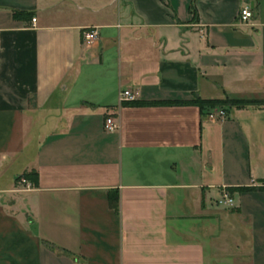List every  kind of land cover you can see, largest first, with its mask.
<instances>
[{
  "label": "crops",
  "instance_id": "obj_1",
  "mask_svg": "<svg viewBox=\"0 0 264 264\" xmlns=\"http://www.w3.org/2000/svg\"><path fill=\"white\" fill-rule=\"evenodd\" d=\"M127 89L264 100V0H0V264H264V104Z\"/></svg>",
  "mask_w": 264,
  "mask_h": 264
},
{
  "label": "trees",
  "instance_id": "obj_2",
  "mask_svg": "<svg viewBox=\"0 0 264 264\" xmlns=\"http://www.w3.org/2000/svg\"><path fill=\"white\" fill-rule=\"evenodd\" d=\"M190 10L194 14V21H197V10L195 9L194 4L191 5ZM32 13H25V12H16L15 16L16 17H21V16H31ZM126 104H131V105H182V104H195L199 106L202 110L205 109L206 107H225L227 108L228 105L230 106H237V107H244V106H249L253 104H264V100H254V99H233V98H221V99H203L201 97H195L192 100H171V101H130L129 103ZM26 178L30 179L34 184L38 183V173L35 171H32L30 173H24L23 174ZM251 187H238V188H231L229 189L232 193L234 191H248L251 190ZM110 205L116 210H119V196L118 194H111L110 195Z\"/></svg>",
  "mask_w": 264,
  "mask_h": 264
},
{
  "label": "built area",
  "instance_id": "obj_3",
  "mask_svg": "<svg viewBox=\"0 0 264 264\" xmlns=\"http://www.w3.org/2000/svg\"><path fill=\"white\" fill-rule=\"evenodd\" d=\"M253 16L252 11L248 7H244L240 13V20L243 23L248 22V20ZM32 21L35 23L37 21L36 17L32 18ZM99 31L97 27H89L84 31V38L88 41H92L97 38ZM120 98L122 101H132L134 100V96L130 90H123L120 93ZM209 117L211 119H226L229 115L227 108L225 107H217L216 109H212L209 113ZM119 127V122L114 114H109L105 120V129L107 131H116ZM19 183L26 185L29 189L32 187L31 181H29L24 175H21L18 178ZM219 203L231 207L234 205V194L228 189L224 188L221 198L218 200Z\"/></svg>",
  "mask_w": 264,
  "mask_h": 264
},
{
  "label": "rangeland",
  "instance_id": "obj_4",
  "mask_svg": "<svg viewBox=\"0 0 264 264\" xmlns=\"http://www.w3.org/2000/svg\"><path fill=\"white\" fill-rule=\"evenodd\" d=\"M217 108V107H216Z\"/></svg>",
  "mask_w": 264,
  "mask_h": 264
}]
</instances>
